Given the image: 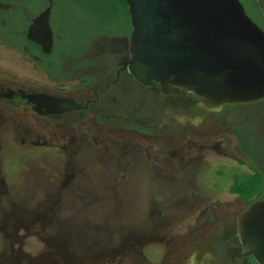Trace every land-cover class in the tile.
<instances>
[{"label":"flooded vegetation","instance_id":"1","mask_svg":"<svg viewBox=\"0 0 264 264\" xmlns=\"http://www.w3.org/2000/svg\"><path fill=\"white\" fill-rule=\"evenodd\" d=\"M66 1L0 0V47H9L45 78L41 84L14 81L15 75L0 79V111L16 116L29 110L47 122L46 134L37 136L43 145L52 140L45 136L50 133L60 134L68 144L86 135L95 141L115 135L128 143L157 141L167 147L155 150L169 155L164 157L167 170L190 172L192 166L198 172L207 154L231 157L235 169L245 167L244 174L261 182L259 193L246 197L229 188L231 200L203 207L187 234L166 240L158 262L132 246L113 257L120 256L119 264H260L242 252L238 218L264 197V99L209 111L199 107L198 96L157 81H139L130 72L132 56L125 44L131 20L122 14L112 23L109 15L88 21L85 17L91 14H77L78 2ZM46 11L52 32L48 52L29 38L30 31L35 38L41 34L42 23L36 21ZM173 141L181 143L170 148L176 145Z\"/></svg>","mask_w":264,"mask_h":264},{"label":"rangeland","instance_id":"2","mask_svg":"<svg viewBox=\"0 0 264 264\" xmlns=\"http://www.w3.org/2000/svg\"><path fill=\"white\" fill-rule=\"evenodd\" d=\"M73 1L77 14L92 15L88 21L108 14L107 2ZM257 1L264 17V0ZM12 75L45 82L33 64L1 46L0 79ZM46 123L29 110L0 111V264H119L113 255L130 246L158 262L166 240L187 234L203 207L231 200L229 188L242 187L246 197L258 192L256 179L235 169L231 157L207 154L198 172L167 170L169 155L155 151L167 147L157 141L86 135L68 144L50 133L43 145L37 136Z\"/></svg>","mask_w":264,"mask_h":264},{"label":"water","instance_id":"3","mask_svg":"<svg viewBox=\"0 0 264 264\" xmlns=\"http://www.w3.org/2000/svg\"><path fill=\"white\" fill-rule=\"evenodd\" d=\"M132 31L125 41L130 72L142 82L174 86L200 98L199 107L264 99V29L240 0H126ZM29 38L52 46L49 12ZM242 252L264 264V197L238 218Z\"/></svg>","mask_w":264,"mask_h":264},{"label":"trees","instance_id":"4","mask_svg":"<svg viewBox=\"0 0 264 264\" xmlns=\"http://www.w3.org/2000/svg\"><path fill=\"white\" fill-rule=\"evenodd\" d=\"M245 8L246 13L252 18L254 22H256L261 28L264 29V17L262 15V7L258 3L257 0H240ZM78 2V1H77ZM101 2H107L106 6L108 8L109 22H114L115 18L121 16L122 14L126 16V18L130 19V13L128 11V5L126 0H101ZM78 4H80L78 2ZM84 5V4H83ZM85 7V6H83ZM258 187V192H260L261 182H256ZM241 192L244 189H241Z\"/></svg>","mask_w":264,"mask_h":264}]
</instances>
